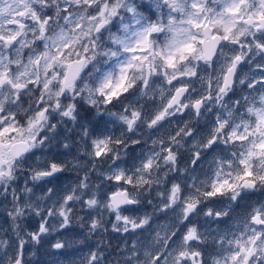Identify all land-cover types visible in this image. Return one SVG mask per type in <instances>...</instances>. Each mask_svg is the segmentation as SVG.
<instances>
[{
    "label": "snow or ice",
    "instance_id": "1",
    "mask_svg": "<svg viewBox=\"0 0 264 264\" xmlns=\"http://www.w3.org/2000/svg\"><path fill=\"white\" fill-rule=\"evenodd\" d=\"M0 264H264V0H0Z\"/></svg>",
    "mask_w": 264,
    "mask_h": 264
},
{
    "label": "rangeland",
    "instance_id": "2",
    "mask_svg": "<svg viewBox=\"0 0 264 264\" xmlns=\"http://www.w3.org/2000/svg\"><path fill=\"white\" fill-rule=\"evenodd\" d=\"M117 243V240H113V246H115V244Z\"/></svg>",
    "mask_w": 264,
    "mask_h": 264
}]
</instances>
